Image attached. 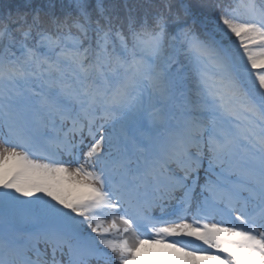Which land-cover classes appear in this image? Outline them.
Returning a JSON list of instances; mask_svg holds the SVG:
<instances>
[{
	"label": "snow or ice",
	"instance_id": "6c2138e0",
	"mask_svg": "<svg viewBox=\"0 0 264 264\" xmlns=\"http://www.w3.org/2000/svg\"><path fill=\"white\" fill-rule=\"evenodd\" d=\"M264 264V0H0V264Z\"/></svg>",
	"mask_w": 264,
	"mask_h": 264
},
{
	"label": "rangeland",
	"instance_id": "374dc122",
	"mask_svg": "<svg viewBox=\"0 0 264 264\" xmlns=\"http://www.w3.org/2000/svg\"><path fill=\"white\" fill-rule=\"evenodd\" d=\"M163 245H146L141 249V261L139 264H156L157 259L164 253L169 252ZM151 258V259H150ZM135 264V262H134Z\"/></svg>",
	"mask_w": 264,
	"mask_h": 264
}]
</instances>
